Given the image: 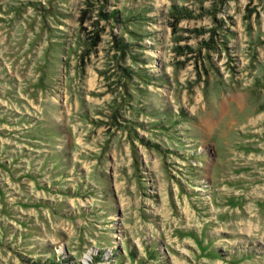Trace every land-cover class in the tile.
<instances>
[{"label": "rangeland", "instance_id": "1", "mask_svg": "<svg viewBox=\"0 0 264 264\" xmlns=\"http://www.w3.org/2000/svg\"><path fill=\"white\" fill-rule=\"evenodd\" d=\"M0 264H264V0H0Z\"/></svg>", "mask_w": 264, "mask_h": 264}]
</instances>
